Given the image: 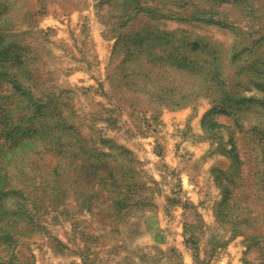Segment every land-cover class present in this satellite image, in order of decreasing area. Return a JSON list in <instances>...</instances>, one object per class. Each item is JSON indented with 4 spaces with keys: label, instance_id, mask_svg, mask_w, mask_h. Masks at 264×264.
Returning a JSON list of instances; mask_svg holds the SVG:
<instances>
[{
    "label": "rangeland",
    "instance_id": "obj_1",
    "mask_svg": "<svg viewBox=\"0 0 264 264\" xmlns=\"http://www.w3.org/2000/svg\"><path fill=\"white\" fill-rule=\"evenodd\" d=\"M0 264H264V0H0Z\"/></svg>",
    "mask_w": 264,
    "mask_h": 264
}]
</instances>
